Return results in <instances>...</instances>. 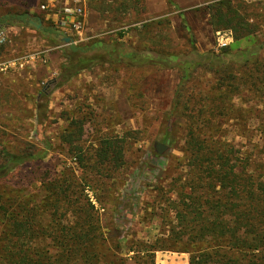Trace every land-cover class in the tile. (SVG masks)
<instances>
[{"label": "rangeland", "instance_id": "obj_1", "mask_svg": "<svg viewBox=\"0 0 264 264\" xmlns=\"http://www.w3.org/2000/svg\"><path fill=\"white\" fill-rule=\"evenodd\" d=\"M24 1L29 0H0V17L6 13L22 14ZM41 1L33 0L39 6ZM217 1H89L81 36L69 24L63 27L62 15L42 9L32 16L41 19L40 29L29 25L27 16L22 22L11 18L0 23V32L8 36L0 45V61L9 63L0 67V141L13 147L26 140L41 144L36 137L37 104H41L46 106L48 115L44 119V135L51 143L41 167L24 166L11 179L1 182V188L17 185L23 196L36 193L40 199L43 193L38 189L40 182H36L38 173L46 170L48 177L63 173L67 178L71 169L81 181L82 193L99 210L110 236L128 245L141 242V246L162 236L169 226L165 224L175 214L171 207L179 200L177 193L189 191L184 186L189 176L184 119L168 117L181 76L176 65L197 58L198 54L221 52L225 47L218 45V31L232 32L233 41L228 46L235 50L264 41V0H228L242 5V13L246 11L256 19L253 29L257 36L244 37L239 42L232 29L216 28L211 23L210 4ZM156 20L162 23L159 25ZM49 27L60 34L45 31ZM67 37L71 41L67 42ZM95 40L125 43L137 51L140 64H99L59 85L60 66L65 59L63 48ZM146 56L154 61L141 65V58ZM166 56L170 66L159 61ZM195 77L191 91L196 96H206V83L212 75L202 67ZM234 101L241 111H250L248 130L246 136H241L238 124L232 121L226 127L225 139L253 149L264 159V125L260 120L264 102L248 92L236 96ZM187 110L191 112L192 105ZM72 119L84 123L79 143L84 155L81 163L62 140ZM169 131H174L173 138ZM105 136L124 140L123 163L116 166L107 162L97 165L98 169L96 151ZM156 142L167 144L168 149L158 153ZM131 255L133 252L128 256ZM189 258L187 252L158 250L155 264H189Z\"/></svg>", "mask_w": 264, "mask_h": 264}, {"label": "trees", "instance_id": "obj_2", "mask_svg": "<svg viewBox=\"0 0 264 264\" xmlns=\"http://www.w3.org/2000/svg\"><path fill=\"white\" fill-rule=\"evenodd\" d=\"M24 3L27 7L29 1ZM210 6L211 23L232 29L235 41L257 36L253 29L256 19L242 13V5L219 0ZM26 7L22 14L2 15L0 23L11 18L24 21L29 14ZM45 31L60 34L51 27ZM263 50L264 41L259 40L251 48L228 46L219 53L198 54L200 58L176 65L181 76L168 117L184 119L189 168L184 186L189 191L177 193L179 200L171 207L175 214L165 224L168 228L149 245H128L110 236L99 210L82 193L74 170L70 169L67 178L63 173L48 177L46 170L38 173L35 178L41 186L34 189L42 191L40 199L36 193L23 196L17 185L1 188V182L24 166L41 167L51 148L43 127L46 106L37 104L36 137L41 144L26 140L13 147L0 141V264H155L158 250L187 252L189 264H264V159L253 149L225 139L232 121L238 124L241 136L248 130L250 111L236 107V96L248 92L264 102ZM63 55L59 85L99 64H140L137 51L122 42L72 43L63 48ZM142 58L141 65L154 61L150 56ZM159 61L164 66L171 64L167 56ZM202 67L212 77L206 83L207 95L196 96L190 87ZM190 105L191 112L187 110ZM260 120L264 125V116ZM70 126L62 140L81 163L84 155L79 143L84 123L72 119ZM169 134L174 137V131ZM123 148V139L105 136L96 151V166L107 162L120 166Z\"/></svg>", "mask_w": 264, "mask_h": 264}, {"label": "built area", "instance_id": "obj_3", "mask_svg": "<svg viewBox=\"0 0 264 264\" xmlns=\"http://www.w3.org/2000/svg\"><path fill=\"white\" fill-rule=\"evenodd\" d=\"M89 1L97 0H43L39 8L46 12H54L55 15H62L61 24L63 27L65 28L69 24L81 36L87 19V3ZM217 33L219 47H227L233 41L232 32L221 33V31H218ZM7 38V34L1 31L0 45L4 44ZM79 38L81 39L82 37ZM5 63L0 61V67L9 64Z\"/></svg>", "mask_w": 264, "mask_h": 264}, {"label": "water", "instance_id": "obj_4", "mask_svg": "<svg viewBox=\"0 0 264 264\" xmlns=\"http://www.w3.org/2000/svg\"><path fill=\"white\" fill-rule=\"evenodd\" d=\"M27 23L31 26H34L37 29H40L42 26V21L40 18H34V17H28L27 18ZM67 42L71 41V38H65ZM56 79L53 80V82H55ZM47 86H49V84H47ZM156 150L158 153H163L165 150L168 149V145L161 143V142H156Z\"/></svg>", "mask_w": 264, "mask_h": 264}, {"label": "crops", "instance_id": "obj_5", "mask_svg": "<svg viewBox=\"0 0 264 264\" xmlns=\"http://www.w3.org/2000/svg\"><path fill=\"white\" fill-rule=\"evenodd\" d=\"M40 4V3H39ZM27 9H28V15H27V17H26V19L28 18V17H32L33 15H34V13L35 12H38L39 10H41L40 8H39V5H37V2L36 3H34L33 2V0L32 1H30L29 0V3H28V6L26 7ZM39 8V9H38Z\"/></svg>", "mask_w": 264, "mask_h": 264}]
</instances>
